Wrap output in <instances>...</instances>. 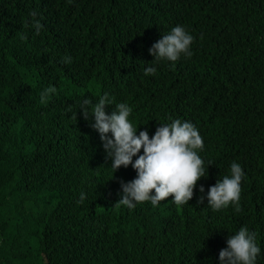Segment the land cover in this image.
I'll list each match as a JSON object with an SVG mask.
<instances>
[{
	"label": "trees",
	"instance_id": "obj_1",
	"mask_svg": "<svg viewBox=\"0 0 264 264\" xmlns=\"http://www.w3.org/2000/svg\"><path fill=\"white\" fill-rule=\"evenodd\" d=\"M174 25L194 37L192 55L153 60L149 49ZM248 42L235 76L233 56ZM149 66L154 75H145ZM237 84L240 104L207 125ZM49 87L55 94L42 103ZM105 93L106 114L126 103L137 135L151 138L174 119L200 127L206 172L187 204L171 196L119 204L121 182L137 173L114 172L94 117L80 109ZM263 150L264 0H0V264H220L241 227L255 233L264 264V202L253 198L264 200V175L242 177L239 212L207 205L209 185L230 164L256 165Z\"/></svg>",
	"mask_w": 264,
	"mask_h": 264
},
{
	"label": "clouds",
	"instance_id": "obj_2",
	"mask_svg": "<svg viewBox=\"0 0 264 264\" xmlns=\"http://www.w3.org/2000/svg\"><path fill=\"white\" fill-rule=\"evenodd\" d=\"M32 15L34 17L35 13ZM233 23L240 24L234 17ZM174 26L169 34L162 36L149 49V54L154 57L153 60L167 59L175 62L181 55L186 57L192 55L190 47L194 37L183 26ZM33 27L38 34L42 25L38 20H34ZM243 48L248 49L246 54L233 56V63L237 67L230 70L235 76L238 73L243 74L245 70L244 61L252 50L251 42L243 44ZM65 62L70 63L71 58L66 57ZM114 66L116 64L112 62L104 71L116 69ZM155 73V67L149 66L145 69V75ZM141 78L143 76L137 80ZM241 85L237 84L230 88V94L223 100L224 108L221 109V117L210 119L207 125L218 122L240 104L242 100L238 92ZM55 91L53 87L45 89L41 94V102L46 103L48 94H55ZM179 100H186V98L181 97ZM112 103L108 93H105L94 103L89 99H83L80 109L85 119L89 115L94 117L92 127L99 133L106 156L112 161L111 167L114 172L121 166L126 168L131 165L137 173V177L132 181L121 182L122 194L118 200L119 204L132 209L136 203L150 200L155 206L170 196L178 206L187 204L192 199L197 181L205 177L206 172V162L197 151L202 150L204 146L200 127L189 118L174 119L171 123L168 120L152 127L151 138L147 130L140 131L137 135L138 127L133 126L128 119L132 109L126 103H118L111 114H106V106ZM90 104L93 105L91 111L88 107ZM108 133H111V138L107 135ZM141 149L142 155H137ZM134 156L137 158L133 162ZM248 172L264 175V150L262 159L256 165L244 169L239 163L230 164L216 183L209 185L207 205L213 211H218L231 204L235 206V211L239 212L241 210L239 206L241 180ZM153 191L154 195L151 194ZM199 191L204 192L203 186ZM253 198L260 203L264 202L258 196ZM84 199L85 196L81 193L79 202L82 203ZM203 200L204 197L201 196L198 203H203ZM226 244L227 247L219 252L220 264H256L260 248L257 246L255 233H250L246 227H241L235 235L228 236Z\"/></svg>",
	"mask_w": 264,
	"mask_h": 264
},
{
	"label": "rangeland",
	"instance_id": "obj_3",
	"mask_svg": "<svg viewBox=\"0 0 264 264\" xmlns=\"http://www.w3.org/2000/svg\"><path fill=\"white\" fill-rule=\"evenodd\" d=\"M245 66H246V65H244V67H245ZM216 77H217V78H216ZM216 77H214L213 80H215V79L220 80V79H221V76H219V75H216ZM217 80H215V81H217ZM92 106H93V105H91V108H92Z\"/></svg>",
	"mask_w": 264,
	"mask_h": 264
}]
</instances>
